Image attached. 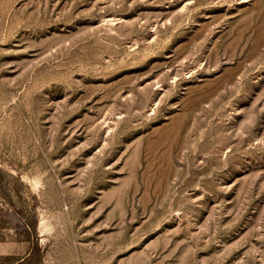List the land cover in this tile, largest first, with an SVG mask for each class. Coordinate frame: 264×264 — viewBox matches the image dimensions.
<instances>
[{
  "label": "rangeland",
  "instance_id": "374dc122",
  "mask_svg": "<svg viewBox=\"0 0 264 264\" xmlns=\"http://www.w3.org/2000/svg\"><path fill=\"white\" fill-rule=\"evenodd\" d=\"M0 264H264V0H0Z\"/></svg>",
  "mask_w": 264,
  "mask_h": 264
}]
</instances>
